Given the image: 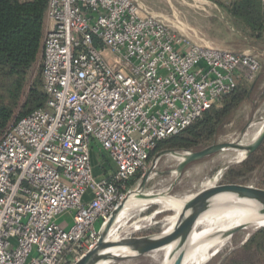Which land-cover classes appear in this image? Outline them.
Masks as SVG:
<instances>
[{"label":"built area","instance_id":"2783aa9c","mask_svg":"<svg viewBox=\"0 0 264 264\" xmlns=\"http://www.w3.org/2000/svg\"><path fill=\"white\" fill-rule=\"evenodd\" d=\"M45 20L46 104L0 137V264H72L139 189L128 182L156 142L260 69L256 56L195 43L134 0H48ZM67 211L66 229L57 218Z\"/></svg>","mask_w":264,"mask_h":264},{"label":"rangeland","instance_id":"374dc122","mask_svg":"<svg viewBox=\"0 0 264 264\" xmlns=\"http://www.w3.org/2000/svg\"><path fill=\"white\" fill-rule=\"evenodd\" d=\"M134 1L144 10L162 19L175 32L195 43L226 48L235 52H248L256 56L260 69L255 79L251 81L253 83L251 92L216 140V143L233 142L243 146L251 144L264 127V49L260 46L235 49L234 46L239 41L232 31L227 15L219 5L211 0ZM39 66L40 64L35 68L39 70ZM237 150L223 149L186 164L180 171L177 170V166L181 160L175 153L182 156L187 151H172L160 157L157 155L151 157L146 162L142 173H147V179L138 187V191L134 192H139V194L160 193L165 195L163 197L167 199V202L140 206L130 211L122 221L114 225L113 235L117 236V239L125 236H153L168 229L181 211V209L172 207L168 202L183 204L193 193L203 187H209L215 183H227L223 178L227 168L241 163L247 157L239 159L236 154ZM98 155H94V161L100 160ZM263 174L264 166L250 173L243 183L256 187ZM217 175H219L218 178L214 180ZM141 180L142 178L139 182ZM133 188H137V185L135 184ZM57 223L67 229L72 223V213L64 212L57 218ZM259 228L261 227L250 231L245 229L237 231L229 242L218 249L217 253L216 250L205 264H220L224 257L242 247L246 242L247 234H252ZM162 255L163 251L159 250L138 258L118 260L110 264H158ZM251 257V251L242 250L238 253L235 264H246Z\"/></svg>","mask_w":264,"mask_h":264},{"label":"trees","instance_id":"16d2710c","mask_svg":"<svg viewBox=\"0 0 264 264\" xmlns=\"http://www.w3.org/2000/svg\"><path fill=\"white\" fill-rule=\"evenodd\" d=\"M226 13L239 41L234 48L260 46L264 49V0H211ZM48 0H0V137L6 128L32 111L45 106L40 64L46 30ZM253 83L240 81L236 87L177 133L156 142L148 160L162 151H197L216 143L217 137L248 98ZM99 154L97 151L94 155ZM99 158L105 159L99 154ZM264 166V139L244 161L223 174L227 183L244 184L248 175ZM105 172L104 165L97 172ZM141 178L136 173L128 182ZM258 188L264 189V174ZM251 251L246 264H264V227L254 231L239 250L228 254L220 264L237 263L240 251ZM68 255V251L64 253ZM70 264V263H66Z\"/></svg>","mask_w":264,"mask_h":264},{"label":"water","instance_id":"95a60500","mask_svg":"<svg viewBox=\"0 0 264 264\" xmlns=\"http://www.w3.org/2000/svg\"><path fill=\"white\" fill-rule=\"evenodd\" d=\"M264 139V127L258 137L249 145L243 146L233 142L214 143L205 148L197 151H187L183 154V159L177 166V170L180 171L186 164L212 155L226 148L243 149L245 151V157L256 150ZM169 151H162L157 154L160 157ZM180 155L179 153H175ZM244 157V158H245ZM242 158V159H244ZM147 179V173H144L140 185H142ZM147 194H140L145 196ZM226 195L231 196L237 201L231 203V207H253L255 213L264 217V189L258 188L252 185L239 184V183H220L213 184L209 187H203L184 203L180 213L178 214L175 226L169 232L162 231L161 233L153 236H128L121 237L115 241L107 240V234L114 224L116 215L122 204H119L111 213L110 217L106 221L105 225L99 232V237L93 247L82 254L72 264H93L99 260H107L111 263L123 259L138 258L143 255L157 251L165 246L173 245V264H181L185 249L187 245V239L191 231L195 228L197 219L213 204V199L217 196ZM263 227V226H261ZM245 225H239L229 232L224 233V236H230L239 230H243ZM250 234H247L245 241H247ZM111 247H126L131 252L122 256L105 252ZM218 250L216 251V253Z\"/></svg>","mask_w":264,"mask_h":264},{"label":"bare ground","instance_id":"6f19581e","mask_svg":"<svg viewBox=\"0 0 264 264\" xmlns=\"http://www.w3.org/2000/svg\"><path fill=\"white\" fill-rule=\"evenodd\" d=\"M261 131H259V134ZM259 134H257L255 137H258ZM236 154L239 159L245 157V151L243 149H238ZM176 156L180 160L183 159V155ZM218 176L219 175L214 177V180H216ZM131 194L134 197L129 196L127 199H125L126 201L123 202L122 207L116 215L114 224L111 226L107 234L106 238L109 241L118 240L117 236L113 235V227L114 225L122 221L130 211L140 206L161 204L167 202V199L163 197L165 195L160 193L140 196L139 192L133 191L129 195ZM236 201L237 200L233 197L226 195L217 196L213 199L212 206L197 219L195 228L191 231L187 239L185 254L181 264H205L216 250L222 248L229 242L231 237L224 236V233L229 232L239 225H245L244 229L248 231L264 226V217L258 216L255 213L253 207L229 206L231 203H234ZM168 203H171L172 207H175L177 209H182L184 205V203ZM177 217L174 222L169 225L170 227H167L168 229L164 230V232H169L173 229ZM173 249V245H168L159 249L163 251V255L158 264H173ZM105 252H110L111 254L122 256L124 254L130 253L131 251L126 247H111ZM110 263L111 262L107 260H99L93 264Z\"/></svg>","mask_w":264,"mask_h":264},{"label":"crops","instance_id":"0c3cea01","mask_svg":"<svg viewBox=\"0 0 264 264\" xmlns=\"http://www.w3.org/2000/svg\"><path fill=\"white\" fill-rule=\"evenodd\" d=\"M99 160L97 159L96 162H98Z\"/></svg>","mask_w":264,"mask_h":264}]
</instances>
